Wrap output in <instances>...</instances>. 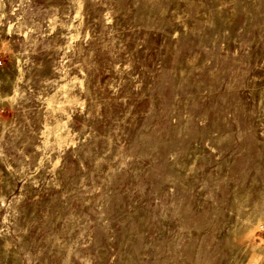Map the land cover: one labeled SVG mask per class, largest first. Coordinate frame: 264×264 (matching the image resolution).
<instances>
[{
    "label": "rangeland",
    "instance_id": "obj_1",
    "mask_svg": "<svg viewBox=\"0 0 264 264\" xmlns=\"http://www.w3.org/2000/svg\"><path fill=\"white\" fill-rule=\"evenodd\" d=\"M0 264H264V0H0Z\"/></svg>",
    "mask_w": 264,
    "mask_h": 264
}]
</instances>
